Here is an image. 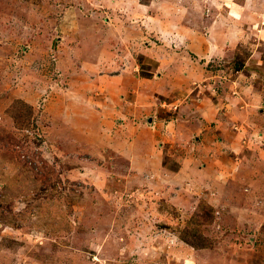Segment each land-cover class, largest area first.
I'll list each match as a JSON object with an SVG mask.
<instances>
[{"label": "rangeland", "instance_id": "1", "mask_svg": "<svg viewBox=\"0 0 264 264\" xmlns=\"http://www.w3.org/2000/svg\"><path fill=\"white\" fill-rule=\"evenodd\" d=\"M263 6L0 0V264H264V166L231 150L264 118L196 119L264 62Z\"/></svg>", "mask_w": 264, "mask_h": 264}, {"label": "crops", "instance_id": "2", "mask_svg": "<svg viewBox=\"0 0 264 264\" xmlns=\"http://www.w3.org/2000/svg\"><path fill=\"white\" fill-rule=\"evenodd\" d=\"M252 1H255V0H245L247 5L251 4ZM259 1L262 3V5H264V0H259ZM231 11L232 10L229 9V7H228L227 12L230 13ZM263 13H264V6H263ZM220 14H221V12H220ZM260 23H261V26H259V25L255 26V27L252 26L253 27L252 30L255 29L254 32L250 28H248L247 30H249L251 33H254V35H256V37H258V39L264 43V26H263L264 21H260ZM225 31L226 30H224V29L221 30L222 34ZM209 35H210V33H209ZM218 45L214 44V43H210V45H209L210 51L205 53L204 57H208V56H212V55H216V54L220 55V52H221L220 47H219L220 45L219 46ZM253 57L254 56H252V55L249 57V59L246 62V66L243 68L245 75L244 76H242V75L237 76L236 81H231L232 86H230L227 91H223V93L221 95H219L221 98L219 101V105L214 104L212 102V109L214 108V112L210 110V107L205 108L204 105H202V106L199 105V108L196 110L197 111L196 112V114H197L196 119L199 120L198 121L199 123L207 124L208 126H212L214 129V127L216 128V123L223 121L221 118L223 115L226 114V112H235L238 115L241 113H247L250 115H257L258 114L261 119L264 118V98H262V96H261L263 94L260 92L259 93L256 92V90L255 91L251 90L250 85L248 87H246V89L244 86H240L242 83L245 82V80L250 79L252 81V79H254V76L257 75V77H258V73H260V74H262V72L264 73V62L259 61L257 59H253ZM205 72H206V74L208 73L207 71H205ZM210 74H211V78L217 77L213 73H210ZM236 74L238 75L239 73H236ZM237 82L239 83L238 89L235 87ZM252 82H254V81H252ZM199 101L203 102L204 99L199 98ZM220 109L225 110V111H223L224 112L223 115H222V113L219 112ZM237 127H239V126H237ZM205 129H207V128L205 127ZM244 130H246V129H244ZM262 130H263V132H261V134L264 136V120H263ZM250 132H251V130H250ZM232 134H233V139L236 141L234 143H232L231 150L235 153H238L240 149L249 148L250 150H248L249 153L247 155L248 160H245V161L249 164H252V163L258 164L259 167H261V165L264 166V158H263V160H261L262 156L260 155L261 153L264 154V144L263 145L257 144L258 142H254L253 138L248 139V138H246L247 136L243 137V135L241 133H237V134L232 133ZM250 134L251 133H248V136ZM251 136L255 137V132H253ZM262 139H264V138L262 137ZM240 141L243 144H241ZM232 147H233V149H232ZM243 152H245V151L242 150L241 155L244 158L245 155L243 154ZM249 169H252V167L249 166L248 170ZM249 171L250 172H248V174L250 176V175H252V170H249ZM257 174L259 175V173H257ZM191 249L192 250H187V249L181 248L180 249L181 254L175 255L174 258L171 257V252L168 251L167 254L165 255L166 260L168 262L167 264H174V263L177 264L178 262L182 263V264H210V261H209L210 256L208 254H204L206 252L204 250L208 251V249H201L198 251L193 249V248H191ZM166 260H164V262H166ZM175 261H177V262H175Z\"/></svg>", "mask_w": 264, "mask_h": 264}]
</instances>
